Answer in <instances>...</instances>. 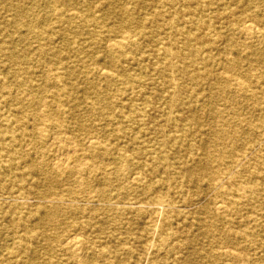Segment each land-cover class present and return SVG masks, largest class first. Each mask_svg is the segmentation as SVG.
Masks as SVG:
<instances>
[{
	"label": "bare ground",
	"instance_id": "6f19581e",
	"mask_svg": "<svg viewBox=\"0 0 264 264\" xmlns=\"http://www.w3.org/2000/svg\"><path fill=\"white\" fill-rule=\"evenodd\" d=\"M237 33L264 44V24L247 0H0V200H12L0 202V264H67L65 253L85 245L91 256L106 258L103 264H133L126 257L137 254L136 245L142 255L134 264H156L162 250L158 264H181L178 254L217 232L219 221L228 239L255 241L248 226L257 220L249 222V212L264 217V179L247 165L237 200L205 207L203 217L171 211L204 195L205 173L210 189L216 182L235 185L231 170L239 161L228 154L249 122L239 127L217 110L215 122L227 121L212 128L217 145L206 163L187 164L188 151L206 135L195 111L223 90L233 92L226 100L233 114L241 102L264 99V72L245 70L264 48L249 53V42L233 38ZM221 46L224 58H217ZM40 144L52 166L34 157L45 149ZM175 174L186 176L181 182ZM73 176L101 189L94 198L102 209L62 228L61 185ZM34 198L36 209L28 202ZM153 203L164 210L147 221L144 209ZM208 257L202 264L224 257L249 264L237 248Z\"/></svg>",
	"mask_w": 264,
	"mask_h": 264
},
{
	"label": "rangeland",
	"instance_id": "374dc122",
	"mask_svg": "<svg viewBox=\"0 0 264 264\" xmlns=\"http://www.w3.org/2000/svg\"><path fill=\"white\" fill-rule=\"evenodd\" d=\"M249 2V10L255 11L259 15V20L264 24V0H247ZM38 12L45 13L48 11L47 8H38ZM238 36H233L234 39L240 41H246L249 42V53L250 52H256L259 50H262L264 48V44H261L259 41L254 39L246 40L242 34L237 33ZM224 51L223 46L219 47V53L217 58H224V55L222 52ZM259 62H257L256 56L254 57V61L249 60V63L246 62L245 70H253V73L262 74L264 72V57L260 59ZM249 65V66H248ZM213 74L215 75V72L219 74V71H221L218 67L213 69ZM90 79L98 81L100 84H103L102 80L96 75L93 74L90 76ZM261 85V84H259ZM49 92V91H46ZM207 93H210L209 88L206 89ZM217 93V92H216ZM34 96H39L37 92L34 93ZM50 95V93H47ZM233 92L230 91H222L219 92L216 97L211 101L210 103L205 105L204 110H198L195 111L197 116H200L204 119L202 128L205 130L206 135L204 136L205 140L201 141L197 146V149L194 151H188L192 152L190 154V161L187 166L189 168L194 167L195 163H206L208 160L209 155L212 153L211 146L217 145V143L213 142L214 134L211 132L212 128L214 126H218L217 128H224V123L227 121L222 120H216L215 122V113L217 110H220L225 116V118L229 119L234 124L238 125L239 127H245L247 122H249V132L243 131L241 138L236 141V144L234 145V149L228 154L229 161L234 160L235 158H238L237 166L231 170L233 171L231 176L235 180V185L232 187H229L226 183H219L216 182L212 189L207 187L209 185V182H211V175L209 173L203 174L200 178V184L205 189V193L203 196L197 198H190L194 200L193 203L188 201V204L184 203L183 198H179V200L183 199L179 203H177V207L171 209L172 212L175 214H181L184 215L187 214L188 216H200L202 215V210L205 207L214 208L215 204L224 201L225 204L228 203V199H238L241 195L239 190L243 187V183L246 181L247 178L244 177V174L241 173V168L243 166H249V172L255 173L260 172L258 176L261 178V181L264 179V99H260L259 101L250 100L249 103L247 102H241L236 108L238 113L233 114L231 110L227 109L228 102L226 100L228 98H232ZM216 109V110H215ZM33 112V110H31ZM94 120V119H93ZM93 120L91 122H93ZM95 121V120H94ZM256 126V127H255ZM109 129H114V126H109ZM41 148H45L44 144H40ZM221 147V146H217ZM48 147H46L41 152H36L34 150L33 154L34 157L41 162L45 164V166H48V163L50 166L54 162L52 158L50 157L49 150H47ZM40 150V149H39ZM45 152V156H42ZM47 152V153H46ZM38 154V155H37ZM235 157V158H233ZM52 160V161H51ZM194 163V164H193ZM240 164V166H239ZM54 165V164H53ZM194 165V166H193ZM138 169L137 172H140ZM100 170L93 169V173H97ZM46 175L56 174L55 170L52 168H45ZM223 172V171H220ZM58 173V172H57ZM216 175L219 174V170L215 172ZM185 175V174H184ZM184 175H178L175 174L173 177L180 180L181 182L184 180ZM44 176V175H43ZM186 176V175H185ZM224 176V173L220 174L218 177ZM87 179V178H86ZM66 181L63 182L61 185V193L64 196V201L61 202V206L64 209L63 215L60 217V220L62 221L61 227H67L73 225L74 221H79V223L84 222L88 219L87 215L90 212H96L98 210L102 209V205L100 204V201L95 197L94 195H98L97 191L101 192V189H90L91 187L87 186V182L85 185H80L77 183L78 178L73 176L65 179ZM129 185H132L135 187L136 185L134 182L129 183ZM97 189V190H96ZM171 193V190H169ZM69 192L73 193L75 196V199H69ZM138 196L143 197V193L138 189L137 192ZM227 193V194H224ZM4 200H0V202H6L11 203L12 200L8 198L7 196ZM176 198L178 196H175ZM186 199V198H185ZM189 199V198H188ZM189 199V200H190ZM156 201V199H155ZM30 205L32 204L33 209H36L38 206L37 199H31L28 201ZM47 205H52V201L48 200L45 202ZM116 207L123 208V204H121L120 201L116 202ZM222 205V204H221ZM224 205V204H223ZM226 206V205H225ZM69 207H75L76 209H82L84 211V215L81 217L74 216L73 212L69 210ZM132 207V206H131ZM135 209H138L139 207L134 206ZM168 209V208H165ZM157 210H164L163 207L159 203H153L147 208L144 209V217L147 218V221H150V217L156 216L154 211ZM173 214H167L166 217H171ZM185 217V215H184ZM256 219L257 221L253 223H249V230L255 231L257 236L255 238V241H245L242 244H238L235 240L228 239V235L224 231V223L222 221L217 222V226L219 227V230L215 233H211L207 236L197 237L196 241H194L196 247L184 250L178 254L179 257H183V261L181 264H202L204 261H211V258L208 257L209 255H212L214 253V250L223 248L226 250H235L236 248L239 250H244V253H247V256H249V264H264V248H263V237H264V217L259 216L256 218L253 214L249 212V222L250 220ZM44 222L48 223L47 218L43 219ZM146 222V221H145ZM258 223H261V227H256ZM136 224L139 225L140 221L136 220ZM174 228L177 225H173ZM237 226V225H236ZM196 231L198 230V227H195ZM65 230V229H64ZM61 230L62 232L64 231ZM65 232V231H64ZM64 232L62 235H64ZM174 243V242H173ZM172 243V245H174ZM141 247L136 245L137 254L133 256H125L127 258L128 263H137L139 262L138 257L141 258L142 251ZM92 249L88 248L86 245L82 249H70V251H67L65 253L64 259L67 261V264H83L86 263V261H95L97 264H103L106 262V258H102L101 256H91ZM199 252V253H197ZM139 254V256H137ZM208 256H207V255ZM165 252L162 250L159 254V257L155 261L156 264H158L161 260V257L165 256ZM93 257V258H92ZM173 259L170 261L172 262ZM83 261V262H82ZM168 262V261H167ZM141 264H148L144 259H142ZM207 264H210L207 262ZM216 264H237L234 262L231 258L224 257L223 259H219Z\"/></svg>",
	"mask_w": 264,
	"mask_h": 264
}]
</instances>
